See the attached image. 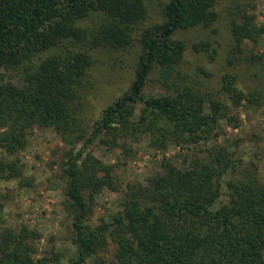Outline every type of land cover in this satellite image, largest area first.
Instances as JSON below:
<instances>
[{"label":"trees","instance_id":"1","mask_svg":"<svg viewBox=\"0 0 264 264\" xmlns=\"http://www.w3.org/2000/svg\"><path fill=\"white\" fill-rule=\"evenodd\" d=\"M216 4L217 0H168L163 20L148 25L147 0H0V68L16 81L0 79V148L10 154L22 150L34 128H52L78 140L86 137L65 161V206L77 248L67 264H85L106 249L109 240L116 243L115 260L96 264H264V181L253 173L235 179L232 175L243 157L221 146L205 158L194 157L185 168L163 157L162 169L150 184L129 186L122 209L110 221L89 224L98 193L115 188L113 165L88 152L89 145L100 139L128 152L129 140L136 142L142 134L160 148L171 139L197 144L210 139L219 121L227 118L226 104L196 83H176L174 94L144 96L158 67L169 87L166 80L186 50L175 34L212 26L219 17ZM233 23L237 43L243 38L256 41L263 32L248 18L243 24ZM135 42L140 51L129 88L103 109L87 135L79 119V90L94 63L91 51L131 47ZM253 59L264 69V52ZM236 81L230 73L222 77V90L235 107L244 99L258 102L255 92L247 94ZM233 120L237 126L238 117L228 118ZM19 176L15 162H0V179ZM39 237L25 225L4 228L0 264H63L59 258H33V243Z\"/></svg>","mask_w":264,"mask_h":264},{"label":"rangeland","instance_id":"2","mask_svg":"<svg viewBox=\"0 0 264 264\" xmlns=\"http://www.w3.org/2000/svg\"><path fill=\"white\" fill-rule=\"evenodd\" d=\"M167 2L147 0L146 24L163 20L162 8ZM216 10L219 17L212 26L177 31L174 37L182 39L186 46L184 60L167 78L169 87L164 83L161 69H154L144 96L174 94V84L196 83L198 89L226 104L227 118L219 121L210 139L197 144L188 145L171 139L165 148H160L151 144L149 135L142 134L136 142L129 140L131 151L128 152L120 145L100 143V139L89 145L88 152L103 164L113 165L111 172L115 182L113 190L105 187L96 196L89 218L92 227L101 220L110 221L111 216L122 209L129 186L150 184L162 169L163 157L179 168H185L194 157L205 158L209 150L221 146L235 152V156L243 157L232 175L235 179L253 173L264 181V69L257 60H252L253 55L264 52V0H217ZM96 17L94 14L93 18ZM247 18L257 28L262 27L263 32L256 41L243 38L237 43L232 32L233 22L243 24ZM196 45L201 46L200 50L195 49ZM139 51L137 42L131 47H100L91 51L94 63L79 90L83 102L79 119L83 120L87 135L103 109L129 88ZM226 73L236 75V86L245 89L247 94L255 92L258 102L253 104L244 99L242 105L235 107L222 90V77ZM0 79L13 77L0 68ZM141 106L142 103L138 105L137 115ZM231 115L238 117L237 126H234L235 120L228 121ZM84 139L78 140L74 135L62 137L52 128H34L22 150L10 154L0 148V162H15L21 170V176L17 178L0 179V234L4 228L22 225L36 231L40 237L33 243L35 260L45 256L50 262L59 258L61 263L67 264L77 254L71 238V216L65 206L64 168L69 153L78 151ZM115 251L116 243L109 240L107 248L91 255L85 264H96L102 259L113 261Z\"/></svg>","mask_w":264,"mask_h":264}]
</instances>
